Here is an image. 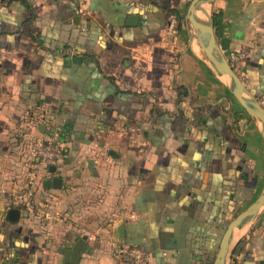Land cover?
<instances>
[{
  "label": "crops",
  "instance_id": "crops-1",
  "mask_svg": "<svg viewBox=\"0 0 264 264\" xmlns=\"http://www.w3.org/2000/svg\"><path fill=\"white\" fill-rule=\"evenodd\" d=\"M190 2L88 0L83 14L79 0H0V264H125L114 242L152 264H214L264 192V138L192 38ZM214 11L222 51L264 99V0ZM24 133L68 156L11 221L9 195L29 179ZM245 226L228 264H264V209ZM75 247L71 263L60 249Z\"/></svg>",
  "mask_w": 264,
  "mask_h": 264
},
{
  "label": "water",
  "instance_id": "water-1",
  "mask_svg": "<svg viewBox=\"0 0 264 264\" xmlns=\"http://www.w3.org/2000/svg\"><path fill=\"white\" fill-rule=\"evenodd\" d=\"M213 2L214 0H191L186 18L195 29V34L192 38L196 39L198 45L202 49L205 60L222 78L223 82L227 85L241 106L257 122L264 138V108L260 105L258 99L251 93L233 66L229 63L217 41L211 14V6ZM205 5H207L208 8L207 6L205 7ZM199 12L202 13L204 17L206 16L207 19L200 18L198 16ZM61 181L60 178L47 180L45 186L49 187L53 185L54 187H58L60 186ZM263 209L264 192L245 211L231 221L222 237L214 264H228L236 230L242 228L256 218ZM19 215L20 210L15 208L10 209L8 212V217L11 221H17ZM60 251L65 253L67 261H70L71 263L79 262L80 250L78 247H75L72 250L60 249Z\"/></svg>",
  "mask_w": 264,
  "mask_h": 264
},
{
  "label": "built area",
  "instance_id": "built-area-1",
  "mask_svg": "<svg viewBox=\"0 0 264 264\" xmlns=\"http://www.w3.org/2000/svg\"><path fill=\"white\" fill-rule=\"evenodd\" d=\"M88 0H79L80 11L83 14L89 12L87 6ZM237 55H231L229 63L236 68ZM264 108V99L258 100ZM39 118L42 114L38 115ZM24 137V145L29 151L27 154L29 164V179L26 186L21 190L12 192L9 195L10 208H29L32 209L37 188L42 182L43 174L52 165L61 164L68 156L65 146L59 141L48 139H35L29 135ZM48 212L51 210V204L46 205ZM113 255L125 264H152L151 253L146 248L127 242H114L112 244Z\"/></svg>",
  "mask_w": 264,
  "mask_h": 264
},
{
  "label": "trees",
  "instance_id": "trees-1",
  "mask_svg": "<svg viewBox=\"0 0 264 264\" xmlns=\"http://www.w3.org/2000/svg\"><path fill=\"white\" fill-rule=\"evenodd\" d=\"M212 22L214 25L215 35L218 39L223 38L224 35V16L222 11H214L212 12ZM184 87V86H183ZM186 90V89H185ZM184 94H187V90L184 92Z\"/></svg>",
  "mask_w": 264,
  "mask_h": 264
},
{
  "label": "bare ground",
  "instance_id": "bare-ground-1",
  "mask_svg": "<svg viewBox=\"0 0 264 264\" xmlns=\"http://www.w3.org/2000/svg\"><path fill=\"white\" fill-rule=\"evenodd\" d=\"M207 5H205V7H206ZM207 8H208V6H207ZM198 16L200 17V18H204L205 20L207 19V17L205 16H203V14L202 13H198ZM193 48V47H192ZM195 50V49H194ZM201 56V55H200ZM248 224V223H247ZM246 227V226H245ZM245 227L242 229V230H238V231H236L235 232V237H234V242H235V240H237V238H239L241 235H242V233H243V231L245 230Z\"/></svg>",
  "mask_w": 264,
  "mask_h": 264
},
{
  "label": "rangeland",
  "instance_id": "rangeland-1",
  "mask_svg": "<svg viewBox=\"0 0 264 264\" xmlns=\"http://www.w3.org/2000/svg\"><path fill=\"white\" fill-rule=\"evenodd\" d=\"M189 24L191 25V29L193 30V26H192V24H191L190 22H189ZM244 232H245V230L243 231V233H244ZM243 233H242V234H243Z\"/></svg>",
  "mask_w": 264,
  "mask_h": 264
}]
</instances>
